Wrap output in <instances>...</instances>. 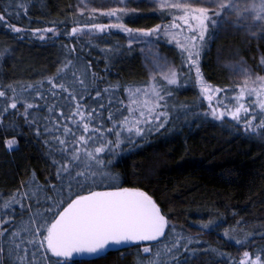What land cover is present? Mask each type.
<instances>
[{
    "label": "trees",
    "instance_id": "16d2710c",
    "mask_svg": "<svg viewBox=\"0 0 264 264\" xmlns=\"http://www.w3.org/2000/svg\"><path fill=\"white\" fill-rule=\"evenodd\" d=\"M20 3L24 4L25 12L21 14L15 8L8 7L9 12L17 14L5 17L8 23L23 30L20 36H14L7 31L6 25L0 24V51L4 48L12 50L11 58L0 62V88L10 84L20 91L21 86L40 85L44 99L29 89L22 99L40 105L41 110L29 109L31 115L25 121L22 115L24 108L18 104L16 110L9 109L3 114L5 119L0 123V216L5 215L4 201L9 199L10 194L18 191L34 193L30 199L24 197L21 200L25 208L21 209L18 205L15 208L17 230L27 224L29 215L43 211L47 205L38 206L36 201L44 200L48 181L56 183L51 161L60 159V156L52 144H45L51 137L44 133V121L40 117L48 116L46 101L49 104L57 102L50 94L51 85L47 81L49 77L60 81L57 69L63 67L61 61L90 62L88 71L97 79L88 92L93 98L96 90H100L102 95L96 100L88 98V93H85L82 103L96 108L98 112V104L103 103L104 117L108 111L114 114V119L120 118L121 114L127 116V108L133 107L132 104L125 106L128 89L146 88L147 85V72L141 54L135 49L121 47L119 40L117 45L114 33L93 37L97 43L104 38L109 39L110 35L114 36L107 41V46H116L108 47L107 51L89 45L83 38L67 36L69 30L81 21L74 12V0H0V12L9 4ZM124 20V24L133 30L154 29L166 21L160 13L129 15ZM48 28H54L57 35L46 33L41 41L39 34L33 33L34 29ZM221 43L225 47L232 45L236 48L239 59L246 61L254 73L262 70L264 33H259V38L249 35L245 40L232 36ZM72 46L76 50L68 55V48ZM119 50L130 52V61L123 56L118 59ZM84 67L83 63L70 65L61 74L63 82L66 85L71 83L72 80L68 78H72L75 72L87 83L91 76L84 77L77 73L78 68L82 70ZM200 67L203 78L211 86L224 88L229 85L226 70L215 64L210 51L202 53ZM106 88L111 90L104 93L103 89ZM194 91L192 87L179 91V99L184 102L194 100ZM7 95L11 96V92ZM109 100L112 101L111 105ZM58 102L65 104L67 101ZM3 106L1 99L0 107ZM33 115L37 118L39 136L36 129L29 126ZM103 125L105 128L112 127L107 119H104ZM73 131L77 135L82 134L75 127ZM104 135L107 139H114L107 133ZM12 138L18 143L9 150L6 141ZM117 151L122 154L111 157L117 185L147 192L160 205L170 224L176 225L175 231L193 240L194 243L188 247L198 255L191 258L190 264H241L246 259L243 256L245 251L250 253L252 259L259 252L264 260V252H260L264 248V239L260 236L264 233V140L249 137L241 126L229 121L217 122L197 115L186 118L184 122L170 119L164 128L153 131L143 139L134 138L133 144L125 142ZM108 158L104 157L106 160ZM47 194L51 195L50 192ZM29 204L31 208L27 207ZM209 220H216L220 226L210 229L200 227ZM4 227L9 232L13 230V225L6 224ZM225 228L230 232L235 229L238 233H248V243L237 245L235 240L225 238ZM240 238L242 236L236 237ZM10 239L8 233L0 238L4 247L0 253V264H28L33 251L31 246H28L29 255L18 260L16 255H9ZM171 239L169 234V239L162 238L160 245L153 242V251L157 247L170 245ZM144 246L143 243L135 244L93 259L74 258L73 264H141L152 258L150 254L142 252ZM20 255L23 256V253ZM176 255L183 261L187 253L181 250ZM52 260L54 262V258ZM162 260L167 262L168 258Z\"/></svg>",
    "mask_w": 264,
    "mask_h": 264
},
{
    "label": "snow or ice",
    "instance_id": "6c2138e0",
    "mask_svg": "<svg viewBox=\"0 0 264 264\" xmlns=\"http://www.w3.org/2000/svg\"><path fill=\"white\" fill-rule=\"evenodd\" d=\"M111 2L123 6L108 7L105 11L91 8L90 15L99 14L120 21L124 16L135 14V10L128 8V4L138 0H111ZM151 2L157 4L162 11L179 10L182 15L173 16L170 25H157L154 29L133 30L119 22L111 24L93 22L81 27H72L67 35L75 38L78 34L91 35L105 33L107 29H120L129 33V47L136 40H144L148 46L146 38L154 36L159 38L163 35L168 43H174L179 49L181 69L186 68L189 73L195 69V82L199 86V91L209 101H212L213 93L235 92L237 88L239 93L232 97V100L242 101L245 94L255 98L250 107L238 103L233 109H228L226 104L221 105L218 100V107H210L208 112L199 115L217 122L229 118L239 124L243 114L244 132L249 137L264 140V76L254 75L246 61L240 58L229 67L230 70L238 71L244 77L243 85L224 89L213 88L203 78L200 67L202 52L222 26L231 23L234 27H242L247 35L256 38H259V33H264V0H195V3L191 0H151ZM8 7H13L22 14L26 11L24 4H9L0 12V24L6 25L9 33L20 36L23 30L5 19L6 16L12 17L17 14L9 12ZM87 8L88 5L85 3L80 9V14L83 15ZM177 20L181 23H177ZM210 25L213 29L211 33H209ZM33 33L39 34L41 41L45 39L44 33L57 35L54 28L34 29ZM75 50V46L68 48V55ZM148 51L151 53L149 71L155 72L152 76L153 83L143 89H128L130 102L135 107L129 106L128 115L121 114L120 118L114 119L111 111H108L107 116L104 117L103 103L98 104L99 112L96 108H90L82 103L85 93H88V98L96 100L102 95L100 90H96L93 98L88 92L97 79L88 71L90 62L80 70L81 76H91L87 83L86 79L79 78L75 72L72 73L71 83L66 85L63 82L61 74L73 64L71 59L66 60L63 67L57 69L59 82L53 77L48 78L47 83L51 85L50 94L57 102L49 104L46 101L48 116L40 119L44 121V133L51 137L50 140L45 141V144H52L60 156V159L51 161L56 183L47 182L44 200L36 201L38 206L41 204L47 206L43 211L29 215L27 224L22 225L19 230L15 229V208L17 205L21 209L25 208L26 205L21 203V200L24 197L30 199L34 193L18 191L10 194L9 199L4 201L5 215L0 216V238H4L5 233L11 237L8 240L9 255H16L18 260H22L29 255L30 245L33 251L28 264H73L75 257L85 255L99 257L109 250H119L122 246L141 243L145 244L142 252L152 257L141 264H190L191 258L198 255L195 250H190L188 247L194 243L193 240L175 231L176 225L170 224L152 196L139 188L118 186L117 177L112 172L114 161L111 157L122 154L117 151L121 144L125 142L133 144L134 138L143 139L145 135L159 131L170 119L165 97H170L171 92L167 89L178 85L180 81L172 61L159 52L155 41L148 47ZM236 55L239 56V53L237 52ZM11 56L12 50L4 48L0 51V62ZM261 64L264 65V58L261 59ZM157 76L164 82L163 87L156 82ZM77 88L80 90L77 91ZM29 89L40 99H44L40 85L21 86L20 91L10 84L0 88V98L4 101V106L0 107V123L5 119L3 114L9 112V109L16 110L18 104L24 108L22 115L25 121L31 115L29 109L41 110L40 105L22 99ZM110 90L106 88L103 92L108 93ZM8 92H11V96L7 95ZM60 100L67 102L61 104L58 102ZM108 103L111 105L112 101L109 100ZM36 119L33 115L29 126L35 128L36 135L39 136L40 129L36 127ZM104 119L112 124L111 128L104 127ZM70 124L82 134L77 135ZM12 127L15 131V126ZM104 133L113 136L114 139H107ZM17 143V140L12 138L6 141V146L12 150ZM104 157L109 158L106 160ZM49 192L51 195L47 194ZM27 207L32 206L29 204ZM6 224L13 225L11 232L4 227ZM219 226L220 223L216 220H209L208 223L200 225L203 229ZM169 234L172 237L170 246L157 247L153 251V242L160 245L163 242L162 238L169 239ZM223 235L225 238L235 240L237 245L243 246L249 241L248 233H238L235 229L230 232L225 228ZM238 235L242 238L236 239ZM260 236L264 239V233ZM181 250L187 253L183 261L176 255ZM3 251V243H0V253ZM210 251L216 250L210 249ZM260 252H264V248H261ZM21 253L23 256L20 255ZM162 255L168 257L167 262L162 260ZM220 255L224 254L220 253ZM243 256L246 259L241 264H264L259 252L254 259L247 251Z\"/></svg>",
    "mask_w": 264,
    "mask_h": 264
},
{
    "label": "rangeland",
    "instance_id": "374dc122",
    "mask_svg": "<svg viewBox=\"0 0 264 264\" xmlns=\"http://www.w3.org/2000/svg\"><path fill=\"white\" fill-rule=\"evenodd\" d=\"M74 2H75L74 12H75L77 18H79V20H81V21H78L77 25H75L73 27H81L84 24L93 23V22L94 23H103V24H111V23L119 22V23L124 24V21H125L124 19L126 18V16H124L120 21H116L115 19L104 17V16H101L99 14L92 16V15H90V12H89V10L91 8H98L101 11H105V10H107L108 7H122L123 5H117L115 3H112L111 0H74ZM191 2L195 3V0H191ZM85 3H87L88 8L85 9L84 14L81 15L80 9L83 7V5ZM128 8L135 10V14H129V15H134V16L135 15L149 14V13H160V14H162L163 18L166 19L165 23L162 24V26L170 25L172 23V17L173 16L182 15V13L179 10L162 11L157 6V4L151 2V0H138V2H133V3L128 4ZM129 15H127V16H129ZM176 22L181 23L179 20H177ZM70 31H71V29L69 30V32ZM212 31H213V29L210 25L209 26V33H211ZM111 33H114V35L117 39V42H116L117 45H118V40H119L121 47H124L126 49H135V51H138L141 54V56L143 58V62H144V67L146 68V72H147V85H146V87H148V85L153 83L152 76L155 74L154 71L153 72L149 71V67H150L149 61L151 59V53L148 51V47L151 46L153 41H155L156 48L159 50V52L162 55L166 56L170 61H172V66L175 69V71L177 72V78L180 82L178 85L170 86L167 89L168 91L171 92L170 97H168V96L165 97V100H166L167 105H168V113H169L170 119H181L184 122L186 118H193L194 116H197L200 113L208 112L210 107H218V104H217L218 100L220 101L221 105L226 104L228 109H233L234 107L238 106V103H243L245 105V107H250L252 100L255 99L254 97H248L247 94H245V98L242 101L237 102V101L232 100L231 98L238 95V93H239V88H237L235 92H227L224 94L213 93L212 101H209L205 97V95L199 91V86L195 82V69H192L190 73L187 71L186 68L183 70L181 69V67H180L181 58H180V54H179V49L176 47V45L174 43H172V44L168 43L167 39L163 35H160L159 38H157L155 36L150 37V38H146L148 41V46H146V43L144 40H136V41L132 42L131 47H129V39H130L129 33L123 32L120 29H107V30H105V33H93L91 35L78 34L76 37L83 38V41L89 43V45H91V46L100 47L101 50L107 51V50H109L108 47L112 48L113 46L114 47L116 46V45H109V44H108L109 46H107V41L111 40L110 38H115V37L110 35L108 37L109 39L104 38L102 41L97 42V43L94 42L93 37L96 35L100 36L102 34H111ZM45 34L46 33H44V35ZM51 36H52V33H51ZM67 36H69V35H67ZM232 36H237L239 38V40H245L246 37H248L249 35H247L245 33V31L242 27H234L231 23H229L228 25L222 26L220 29L217 30L215 38H213L210 41L209 45L204 50V51H206V50L210 49V52L213 55V59L215 61V64L223 67L226 70V74L229 78V85L227 87H224V88H232V87H235L236 85L242 86L243 80H244V77L242 75H240L238 73V71L234 72V71L230 70V67H229V66L233 65L237 59H239V56L236 55L238 50L236 48L232 47V45L225 47L221 43L222 40L224 41L227 38L230 39V37H232ZM206 39H207V37H206ZM86 52H88V51H86ZM122 56L125 57L126 60L128 59V61H130L132 54L130 52L124 53L123 50H119L118 51V57H119L118 59L123 58ZM201 56H202V54H201ZM65 60L61 61V63L64 64ZM78 60L81 61V59H78ZM200 60H201V58H200ZM72 62H73V64H82V63L86 64L87 63V62H83V61H81L82 63H80V62L78 63V62H74V61H72ZM260 66H261V69H264V65L260 64ZM78 71H79V72H77L78 75H81L80 74V68H78ZM164 71H167V69H164ZM254 75L264 76V70H261L259 73H254ZM185 77H187V78H185ZM68 79L72 80L71 77H69ZM156 82H158V84L161 87L164 86V82L162 81V79L159 76L156 77ZM190 87H192L195 90L194 93L196 95L194 96V100H191L188 102H184L183 100H180L178 92L181 90H185L186 88H190ZM213 88H217V87H213ZM224 88H221V89H224ZM161 94L163 95V92ZM182 95L185 96V94H182ZM1 99L2 98H0V100ZM126 99H127V102L125 103V106L127 107V105H131L129 95H127ZM93 104L94 103L91 102L92 106H93ZM133 107H135V105H133ZM186 109H190V111H185ZM250 110H251V108H250ZM224 121H229V122L237 124L243 128V126H242L243 114L241 115V122L239 124L231 121L229 118H226ZM70 126H72V125L70 124ZM97 146H99V145H97ZM164 246L165 245L161 246V248H163ZM167 258H168L167 256L162 255V259H167Z\"/></svg>",
    "mask_w": 264,
    "mask_h": 264
},
{
    "label": "water",
    "instance_id": "95a60500",
    "mask_svg": "<svg viewBox=\"0 0 264 264\" xmlns=\"http://www.w3.org/2000/svg\"><path fill=\"white\" fill-rule=\"evenodd\" d=\"M133 245H135V244H133ZM133 245H131V246H133ZM131 246H122L119 250L126 249V248L131 247ZM119 250H109L108 252H111V251H119ZM101 255H104V254H101ZM75 258H77V259H93V258H96V257H88L87 255H85L83 257H75Z\"/></svg>",
    "mask_w": 264,
    "mask_h": 264
}]
</instances>
